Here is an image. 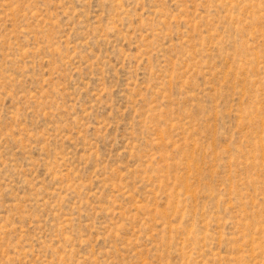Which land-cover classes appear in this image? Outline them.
<instances>
[{
  "label": "rangeland",
  "instance_id": "rangeland-1",
  "mask_svg": "<svg viewBox=\"0 0 264 264\" xmlns=\"http://www.w3.org/2000/svg\"><path fill=\"white\" fill-rule=\"evenodd\" d=\"M0 264H264V0H0Z\"/></svg>",
  "mask_w": 264,
  "mask_h": 264
}]
</instances>
